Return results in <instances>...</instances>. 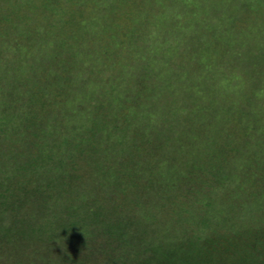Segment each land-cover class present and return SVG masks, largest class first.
I'll return each instance as SVG.
<instances>
[{"label": "rangeland", "instance_id": "rangeland-1", "mask_svg": "<svg viewBox=\"0 0 264 264\" xmlns=\"http://www.w3.org/2000/svg\"><path fill=\"white\" fill-rule=\"evenodd\" d=\"M52 81L57 85L53 94ZM10 96L20 112L31 107L35 113L30 114L42 117L24 127V140L52 143L56 130L70 137L73 147L87 148L64 177L81 175V180L61 193L85 219L98 210L107 217L115 208L124 213L121 206L134 197L131 186L130 195L111 183L97 186L98 168L116 164L120 177L130 173L145 186L154 175V188H147L144 205L132 207L133 215H141L143 206L148 215L154 210L163 214L159 208L170 179L177 188L181 178L161 176L203 147L211 149L196 160L204 159L200 169L192 168L198 178H184L191 189L178 198L186 195L200 214L205 210L201 194L209 190L231 194L229 199L238 203L245 196L252 199L264 184V0H0V100ZM28 97L36 103L26 102ZM79 129L86 132L85 139ZM15 137L0 133V158L31 161L32 149H20ZM120 140L126 144L117 148ZM96 142L102 147L99 153L89 151ZM130 142L138 145L140 155L126 151ZM219 164L222 178L229 173L245 181L239 185L242 190L235 192L239 182L234 179L219 180ZM48 173L40 172L42 180L49 179ZM45 182L40 181L41 187L35 182L36 201L40 192L47 199L42 207L39 203L35 219L52 226L57 220L52 210L59 207L54 192L59 189L52 188L50 195ZM5 207L0 205L4 221L12 212ZM92 231L79 233L93 247L105 246L102 230ZM8 239L3 235L0 244H13L10 250L19 259L40 250L35 237L28 246L29 241L19 240L25 245L19 252ZM44 244L52 255V238ZM89 252L96 255V250Z\"/></svg>", "mask_w": 264, "mask_h": 264}, {"label": "trees", "instance_id": "trees-1", "mask_svg": "<svg viewBox=\"0 0 264 264\" xmlns=\"http://www.w3.org/2000/svg\"><path fill=\"white\" fill-rule=\"evenodd\" d=\"M52 84L53 94L57 90V85H55V81H52ZM41 96L44 95L41 94ZM29 101L31 103L35 102L28 97L26 102ZM16 102L13 96L3 101L0 100V133L7 131L16 135L14 140L20 142V149H32L33 155L31 161L22 160V162L19 159L11 162L0 158V205L6 206L3 209L4 211H12L6 215V221H4V216L0 215V238L3 235L9 236L8 242L14 241V250L19 252L20 249L24 250L25 247L19 240L29 241L26 244L28 246L30 242H34L35 237L37 239L36 244L40 245V250L32 252V254L28 252V259H31V257L37 258L30 262L27 258L19 259V257L13 255L15 251L10 250L13 244L10 243V247L7 248L2 243L0 244V264L9 262L14 264L15 261L16 264H264V184L259 183L256 194L250 196L252 199L245 196L239 203L229 199L231 194H228V196L225 193L218 195L217 192L216 194L215 192L209 193L210 190L202 193V198L205 199L203 214H200V211L196 210L187 200L186 195H183L184 199L178 198L179 194L184 192L183 190L190 191L191 188L186 187L187 181L184 178L192 174L197 176L196 179L198 178L197 170L200 169L204 159L196 160L209 153L211 147L200 148L197 152L193 149L197 155L184 157L185 163H175L176 165L173 169H170L172 172L168 176H161L164 179H170L173 176L181 178L177 188L173 184V180L170 179L171 186L165 190L167 192L159 208L164 210L163 214L160 213V210L157 212H154V210L148 215L145 213L146 207L143 206L141 207V215L137 217L133 215L134 210L132 207L135 206L139 209L141 205H144L142 200L146 195L147 188L150 185L154 188V184H152L156 180L154 175L149 185L145 186L136 183L130 173L127 174L126 172L124 175L126 177H120L118 175L120 168L116 164H114L113 169L98 168L96 173L97 186L111 183L122 192L125 189L127 195L132 194L134 197L131 199L129 196L127 202L125 199L122 200V204L126 202L121 206L125 211L127 210L124 213L115 208L107 217L104 210H98L94 212L93 217L85 219L73 203L64 202L66 198L61 197V193L62 190L68 188L71 190L72 187L70 186H73L77 180H81L78 179L81 175H78L76 179L73 178L74 181L70 177L66 179L64 177H66V173H69V169L76 165V158L81 156L82 151L87 150V148L73 147L70 137L64 133L59 135L56 130L52 133V143L48 140L45 144L37 145L31 140H24L21 136V134H26L24 127H30V124L36 121V118L39 120L42 117L30 114L31 112L35 113V109L31 107L25 109L24 112H20V106L13 104ZM20 118H23V120H20ZM28 118L30 119L28 120ZM57 118L54 117L56 122ZM37 124H41V122ZM3 125L8 127L5 128ZM20 127L21 129L17 130ZM80 127L82 126L76 127V129ZM82 130L79 133L83 134L85 139L86 132ZM119 142L117 148L122 144H126L122 140ZM176 145L178 146V144ZM42 146H46V148H42ZM126 146L128 147L126 151H130L136 156L140 155V153L135 152L138 145H135L134 142H130ZM137 149L142 150L140 147ZM203 149L206 152L202 151ZM215 150L217 151V147H215ZM89 151L99 153L102 151V147L96 142L89 147ZM218 154L217 151L216 155ZM198 162L199 165L196 164ZM136 164H139L138 167L144 170L142 167L144 165L141 162ZM229 165L233 166L232 164ZM30 166L35 167L36 170L30 168ZM219 166L220 170H215V174L218 177L220 176V179H218L222 182L223 180L234 179L239 182L235 185V192L242 190L239 185L245 183V181H241L240 178H232L229 173L228 176L225 175L226 177L222 178L223 166L221 164ZM192 168L197 170H192ZM38 170L49 172V181L42 180L40 172L34 174ZM235 172H237L236 168ZM36 175L39 178L34 179ZM155 175L158 174L155 173ZM39 179L41 183L46 181L44 185L49 189L50 195H52V188L59 189L58 192H54L59 207H54L57 205L52 204V207L55 208L52 210V216L57 218L56 223H53L52 226L50 222H48V225H43L35 219V216L40 214L37 213L40 212V204L42 207L47 200L41 192L38 194L37 201L34 196V192L38 193L39 191V188L36 190L35 182L38 183V187L42 186ZM245 179L247 181L249 178L245 177ZM83 182L85 185L86 182ZM127 186L132 187L130 194ZM88 187H86V190H88ZM137 190L145 194L140 195ZM32 195L34 196L33 200H29ZM39 198L42 202L39 201ZM250 202L252 207H248ZM63 203H66L67 206L63 205L60 208ZM212 211L216 213L213 216L211 215ZM172 214L177 216L174 217ZM193 224L195 226L192 228ZM92 229L102 230L105 246L93 247L94 245L87 243L86 239L83 238L85 236L79 233V231H84L92 234ZM51 238L52 255L48 256V248L51 247L44 244V242ZM70 248L72 250H69ZM89 250H92V253L96 250V255L90 256L91 252ZM82 251H86V254H81ZM28 261L30 263H27Z\"/></svg>", "mask_w": 264, "mask_h": 264}]
</instances>
